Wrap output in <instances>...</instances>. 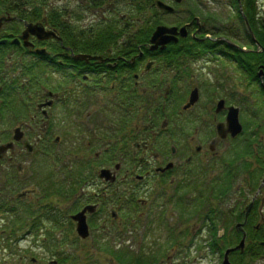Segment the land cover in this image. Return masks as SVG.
Instances as JSON below:
<instances>
[{"label":"flooded vegetation","instance_id":"obj_1","mask_svg":"<svg viewBox=\"0 0 264 264\" xmlns=\"http://www.w3.org/2000/svg\"><path fill=\"white\" fill-rule=\"evenodd\" d=\"M18 1L0 0V147L12 146L0 158V211L16 218L20 238L42 227L38 239L45 248L49 211L34 218L45 202L59 207L62 239L74 231L83 242L72 219L81 215L89 246L102 237L109 249L114 240L165 225L180 213L194 220L191 238L212 233L216 220L222 234L211 245L215 253L221 256L245 238L244 251L235 254L256 261L260 239L264 244V139L252 125L258 124L250 117L254 110L240 112L248 102L256 106L264 82L257 55H242L255 53L253 42L207 22L193 30L192 21L171 26L173 40L161 50L150 41L152 25L91 21L97 0L93 8L90 0H79L86 11L69 25L65 16L63 24L50 23L51 4L36 20L35 1L27 0L28 7ZM252 20V31L264 30L257 15ZM36 23L58 39L39 40L31 32L25 37L26 25ZM200 52L219 62L220 81L209 87L195 75L203 70L196 65ZM226 62L240 74L226 78ZM204 92L211 93L205 104L199 100ZM224 92L215 106L209 101ZM229 98L238 106L226 107ZM230 109L238 112L240 135L227 133ZM157 193L164 196L161 206ZM181 196L180 209L175 198Z\"/></svg>","mask_w":264,"mask_h":264},{"label":"rangeland","instance_id":"obj_2","mask_svg":"<svg viewBox=\"0 0 264 264\" xmlns=\"http://www.w3.org/2000/svg\"><path fill=\"white\" fill-rule=\"evenodd\" d=\"M44 1L53 5V7H67L66 10L74 14L80 13V8L75 0ZM161 1L173 7L177 11L176 14L174 16H162L155 11L156 9L154 8L152 0H120L118 2V8L112 7L108 9L107 5L113 2V0H110L102 2L101 4V6L107 10L104 17H102L99 11H97L96 15L93 13L91 21L94 20L103 22L105 18L108 17L109 21L106 23L110 25H122L127 23L136 26V24L144 22L149 25L152 24L154 27L158 24L166 27H180L185 24V22H189L192 19L197 18L200 20V23L209 22L211 29H222L223 32H227V35L231 33V35H236L235 37L242 38L241 32H243V28H245V21L243 17L239 16L240 10L237 9L235 4L233 5V0H183L180 4H178V7L173 4L172 0ZM115 2H117V0ZM241 7L244 9L242 4ZM255 7L259 19L264 22V0H255ZM197 28L198 26L194 24L193 30ZM191 32L194 34V31ZM215 36L217 35H213L212 39H215ZM199 37L201 39L206 38V36H203L201 33L199 34ZM199 55H201V62L196 65L197 67H202L203 70L201 73H196V77L200 78L202 80L201 83L207 87L211 86L215 82V78L219 82L220 79L218 75L220 72L216 69L217 66H219V62L214 60V57L210 55V57H204V52H200ZM192 60L193 59H191V61ZM196 65L191 64L190 67L194 69ZM221 71H225V74L231 73L232 77L240 74L238 73V67L234 66L231 62L224 63ZM252 88L254 87L245 90L247 94H249ZM210 94L211 93L209 92H204L202 95L200 93L201 96L199 100L201 103L205 104L208 101L207 98ZM213 95V99L209 101L214 102L215 106L216 100L224 98L227 94L224 92L222 94ZM258 98L262 100H260L254 108V103L248 102L249 109L246 108L248 112L247 110L241 111V109L240 112L241 114L244 113L249 116L251 110L252 112L254 110L256 115L250 117H255V120L258 123L254 124V121L252 122V125H254L256 135L258 136L257 139L261 140L262 138L264 139V97L261 90L259 91ZM181 100L182 98H179L176 100V103L174 102L175 104L178 103L177 107L179 110H181L183 105ZM233 100L234 99L229 98L225 103V106H238ZM212 115L213 111L211 112V116ZM185 117L187 119L191 118L190 113H186ZM244 121L245 123L243 122V125H247L248 130L251 132V122H249L250 119L244 118ZM198 144L201 145L199 142ZM10 156L11 155H9V157ZM13 160V158L9 159L10 162ZM25 160L27 161L28 158L25 157ZM9 161H6V164L4 163V167H9ZM50 166H52L51 163ZM141 196L143 195L139 194L138 198ZM154 199H156L160 206L163 205L160 202V200L164 199L163 195H159L157 193ZM175 199L178 201V207L181 209V204L184 201V198L181 196L180 198L177 199L176 197ZM4 204V202H0V208L4 206ZM51 206L54 208L58 207L54 202L51 204L45 202V206L36 207L34 210V218L42 216L44 212L51 211ZM56 209L58 210V208ZM180 217V213H178V215L175 214L172 217L168 216L167 218L171 220L166 221L165 225L160 224L159 227L151 229L153 227L152 226L150 228L151 230L146 232L138 230L136 232H132V234H129L125 238L116 239L114 240V246L112 249L108 248V241H104L102 237H98L99 239L94 241L92 240L91 246H89V240L86 241L83 239L82 243L78 242L75 238H73L75 237L74 231L71 235L72 237H63L62 239L60 236L62 230L59 227L50 224L48 247L47 249H43L40 244L43 239H38L40 236L43 237V232L41 230L42 227H39L38 231L36 230L32 236H29L28 238H20V234H23L21 233L22 230L19 229L18 232H15V226L13 225L14 222H17L16 218L12 217L11 213L9 215L1 214L0 264H34L32 260H36V263L38 264H49L52 261H57L59 264H130L129 254L132 255L138 249L147 253H152V257L156 261L155 264H221L222 255L220 256L215 253V247L211 246L216 243L219 244V242L216 241L218 240L217 234H222V229H220L217 221L213 219L211 220V226L213 228L212 233L209 235L204 233L197 238H191L192 221L190 220H193L192 217L189 216V214L188 218L185 220ZM20 222V225H22L23 219H21ZM63 232L65 231L63 230ZM51 238H53V240H51ZM124 250L127 251V253L125 255H120V253ZM60 257H62L63 260H60ZM248 264H264V260L257 259L256 261L249 262Z\"/></svg>","mask_w":264,"mask_h":264},{"label":"trees","instance_id":"obj_3","mask_svg":"<svg viewBox=\"0 0 264 264\" xmlns=\"http://www.w3.org/2000/svg\"><path fill=\"white\" fill-rule=\"evenodd\" d=\"M155 1L156 0H152V3H154ZM89 2H90V8H93V4L97 3L95 0H90ZM241 2H242V5L244 7V15L246 16V18L248 19L250 25L252 26V24H253V20L252 19H253L255 13H256L255 1L254 0H242ZM20 4H22V5H20ZM234 4L237 7V1H233V5ZM18 5H20V7H22V6L28 7V1L27 0L26 1L25 0L18 1ZM79 7L82 8V10H83L82 12L83 13L86 11V9H84L81 5H79ZM66 8L67 7H63L62 8L63 10H61V11H58V10H55V9L50 11L49 17L51 16L52 19H53V21H51L52 24H63L64 16L67 19H69V18L74 19L76 17V21L79 20V18L81 16L80 13H78V15L76 16V14H74L72 12H68L66 10ZM19 10H21V9L19 8ZM155 11L158 13L157 10H155ZM42 16H43L42 14H40V15L36 14V18L41 19ZM36 20H38V19H36ZM70 23H71L70 20H68L67 25H69ZM56 27L59 29L58 25ZM255 29H256V33L255 34H257L256 37H257L260 45L264 48V30L263 29L258 30L257 28H255ZM243 39H249V37H244L243 36ZM242 55L244 57H248V58H251L252 56L257 55L259 65L260 66L264 65V53L256 54V53H253V52H248V53L244 52V53H242ZM56 208H58V210ZM56 208L55 209L53 208L51 210V213H50V224H52L53 226L55 225V226L59 227L61 218H63V217L59 213V207H56ZM127 217H129V216H125V219ZM130 223H135V225L138 224V222H130ZM51 240H53V238H51ZM259 249L263 250L261 247ZM126 253H127V251L124 250V251H122L120 253V255H125ZM129 256H130V258H129L130 259V261H129L130 264H155L156 263V261L152 257V253H147V252H144L143 250H140V249L135 251V253H133L132 255L129 254ZM239 257L241 258V260H243L245 258L244 256H239Z\"/></svg>","mask_w":264,"mask_h":264},{"label":"water","instance_id":"obj_4","mask_svg":"<svg viewBox=\"0 0 264 264\" xmlns=\"http://www.w3.org/2000/svg\"><path fill=\"white\" fill-rule=\"evenodd\" d=\"M182 0H174L175 3H180ZM156 7L166 13H173V9L162 2H156ZM41 27H34V28H27V33H32L34 34L39 40H46L50 38H56V36L53 33H45L44 30L37 29ZM185 29H182L181 32H183ZM176 32L175 28L169 29L165 27H159L156 32L154 33L151 42L154 44L155 47L159 45H165L169 41L173 40L172 38L168 37L167 35H174ZM27 34H25L26 37ZM237 110L230 109L228 113V118H227V126H228V131L232 133L233 136L239 134L241 132V126L238 122V116H237ZM12 146L10 144L1 146L0 147V156L2 157L3 154H5ZM0 157V158H1ZM76 221H78V233L85 238L87 236V229L86 225L84 222V219L81 215H78L77 217L74 218ZM243 249V241L240 243L238 247H236L233 250L227 251L225 257H224V262L223 264H230L228 261V256L230 253L237 251V250H242Z\"/></svg>","mask_w":264,"mask_h":264},{"label":"bare ground","instance_id":"obj_5","mask_svg":"<svg viewBox=\"0 0 264 264\" xmlns=\"http://www.w3.org/2000/svg\"><path fill=\"white\" fill-rule=\"evenodd\" d=\"M233 1H237V0H233ZM228 77H232L231 73H227L226 74V78H228ZM237 97L241 99L242 98V95L237 94Z\"/></svg>","mask_w":264,"mask_h":264}]
</instances>
